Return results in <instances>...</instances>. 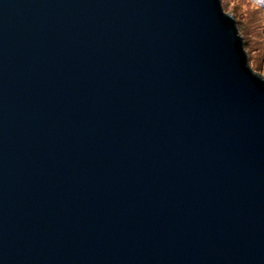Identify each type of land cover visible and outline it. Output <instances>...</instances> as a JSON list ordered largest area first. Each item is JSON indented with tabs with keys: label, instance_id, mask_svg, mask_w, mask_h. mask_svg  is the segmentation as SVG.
I'll return each instance as SVG.
<instances>
[{
	"label": "water",
	"instance_id": "95a60500",
	"mask_svg": "<svg viewBox=\"0 0 264 264\" xmlns=\"http://www.w3.org/2000/svg\"><path fill=\"white\" fill-rule=\"evenodd\" d=\"M0 264H264V77L220 0H0Z\"/></svg>",
	"mask_w": 264,
	"mask_h": 264
},
{
	"label": "rangeland",
	"instance_id": "374dc122",
	"mask_svg": "<svg viewBox=\"0 0 264 264\" xmlns=\"http://www.w3.org/2000/svg\"><path fill=\"white\" fill-rule=\"evenodd\" d=\"M241 35L251 70L264 77V0H220Z\"/></svg>",
	"mask_w": 264,
	"mask_h": 264
}]
</instances>
